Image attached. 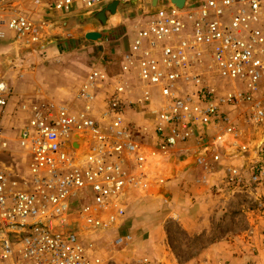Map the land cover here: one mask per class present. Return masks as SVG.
Returning a JSON list of instances; mask_svg holds the SVG:
<instances>
[{
    "label": "built area",
    "instance_id": "1",
    "mask_svg": "<svg viewBox=\"0 0 264 264\" xmlns=\"http://www.w3.org/2000/svg\"><path fill=\"white\" fill-rule=\"evenodd\" d=\"M113 2L131 16L105 35L106 42L130 39L122 76L91 69L75 91L78 106H24L28 119L17 137L0 128L7 154L0 158V264H107L98 242L125 216L127 188H143L150 172L125 119L130 109L152 117L160 152L212 145L215 163L220 153L249 161L250 174L244 163L224 166L227 187L264 182V148L238 141L230 115L246 107L245 122L264 123V102H254L264 85V0H184L182 7L172 0H50L47 11L93 17ZM49 19L19 12L6 27L45 55L61 26ZM58 45L78 41L66 35ZM8 95L0 82V107ZM130 242L128 234L108 239L112 250Z\"/></svg>",
    "mask_w": 264,
    "mask_h": 264
},
{
    "label": "crops",
    "instance_id": "2",
    "mask_svg": "<svg viewBox=\"0 0 264 264\" xmlns=\"http://www.w3.org/2000/svg\"><path fill=\"white\" fill-rule=\"evenodd\" d=\"M19 9H21L19 0H2L0 82H4L9 89L6 106L0 107V117L3 115L2 124L10 123L8 118L5 120L7 115H16L18 120H15V127L19 126L20 129L28 119V113L22 111V107L47 100L59 102L62 97L66 98L62 93L67 90L68 71L74 65L83 70L80 84L86 74L95 68L105 69L110 77L122 76V53L127 50L130 39L116 43L106 42L105 35L109 34V30L129 22L131 16L123 7L117 10L115 15L107 16V24L104 27L94 19V16L92 18L97 22V26L94 27L86 25L87 19L84 15L48 11L33 17L41 20L50 16L49 20L55 24V21H60L61 26L53 31L56 43L47 49L45 55L15 40L14 34L8 31L6 22L15 17V13L28 15ZM77 20L79 24L76 23ZM88 32H100L102 39L96 43L87 41L85 34ZM66 35L77 40L78 45L68 49L58 48V44L65 40ZM80 49L86 51L83 53L84 58L74 59L72 54ZM62 65L63 69H60L61 73L57 76L56 68ZM125 80H128L130 86L136 87L132 79ZM132 97L135 99L136 94ZM125 119L132 125L133 131L139 134L137 140L149 156L150 172L148 182L143 188H127L122 200L125 216L119 224L109 230L110 233L108 231L103 233L98 242L103 257L107 258L110 254L111 259L119 260L114 261V264H125L128 260L139 264H200L198 251L196 253L192 250L189 263H185L181 261L175 246L179 249L177 244L189 243L194 249L193 244H198L203 238L202 235L208 233L211 228L224 225L227 221L229 218L227 213L231 212V193L224 183V166L239 163V157L235 158V155L228 157L220 153L221 161L215 163L212 161V155L217 153V147L212 145L203 147L192 142L164 154L159 151L156 137L150 128L152 123L150 115L140 108H134L126 112ZM0 128L7 137L14 138L6 129ZM249 143L246 144L250 145ZM14 146L15 144H12V147ZM207 148L212 150L207 152L205 158L197 160L192 167L187 165L190 155ZM1 157L7 159V154L0 152ZM170 158H173L172 166L169 165ZM160 189L169 194V199H164L158 193ZM124 234L131 236V242L122 248L112 250L108 244L109 236L112 238ZM221 243L224 244L223 249L217 250ZM230 243V237L227 235L218 241L215 240L206 248L203 258L210 260L217 257L223 259L232 257L224 249ZM240 257L241 255L238 256ZM205 264L210 263L207 261Z\"/></svg>",
    "mask_w": 264,
    "mask_h": 264
},
{
    "label": "rangeland",
    "instance_id": "3",
    "mask_svg": "<svg viewBox=\"0 0 264 264\" xmlns=\"http://www.w3.org/2000/svg\"><path fill=\"white\" fill-rule=\"evenodd\" d=\"M49 1L50 0H19V8H21L19 11L23 10L24 13H28L31 17H38L40 14L48 12L47 7ZM85 17L87 19V26H97V22L91 16L85 15ZM76 23L79 24L78 20ZM84 52L86 51L81 49L76 50L72 56L74 59L82 60L84 58ZM68 63L71 64L70 62ZM61 68L63 69V65L62 67L56 68L57 76L61 73ZM68 72L69 81L67 90L62 93V96L64 95L66 98L62 99V97L58 103L76 107L78 105L74 100V94L83 78V70L74 65ZM59 97H57V99H59ZM158 101H160V99L156 96V92H154V104ZM254 102H264V85L260 88ZM245 108L246 107L232 109L230 113L236 126L238 141L243 144L250 142V145H246H248L251 150L257 147L264 148V123L257 124L252 119L250 122H245L243 118ZM2 118L3 115L0 117V127L6 129L7 133H10L12 137H17L21 129H19V126L15 127V120H18V117L16 115H7L5 120H7L6 118L10 120L8 125L2 124ZM239 160L240 162L237 164L244 163L242 157H240ZM248 162L243 164L245 165V170L251 168ZM250 173L251 169L247 174ZM227 188L228 192L231 193V212L227 213L229 218L224 225L221 224V226L211 228L208 233L202 235V240L198 244H193L194 249H192L189 243L177 244L179 249L175 246V250H178L181 261L189 263V256H191V252L194 250L196 253L198 251L200 254V264H205L207 261L210 264H264V182L256 187H250L249 184H247L242 187L229 186ZM110 231L108 232L110 233ZM225 235L230 237L231 243L227 244L224 249H226V253H228L229 256L232 255V257H227L226 259L217 257L211 258L210 260L203 258V253L206 251V248L211 245L212 242L214 243L215 240H220V238ZM223 245L224 244L221 243L219 247H217V250H222ZM239 255H241L240 258H238ZM106 260L107 264H114V261H119L115 260V258L111 259L110 254L107 256ZM121 262L122 260L120 259V263ZM125 264L139 263L132 260L130 262L128 260Z\"/></svg>",
    "mask_w": 264,
    "mask_h": 264
},
{
    "label": "water",
    "instance_id": "4",
    "mask_svg": "<svg viewBox=\"0 0 264 264\" xmlns=\"http://www.w3.org/2000/svg\"><path fill=\"white\" fill-rule=\"evenodd\" d=\"M156 2V0H154V3ZM184 0H172V3H175L178 7H182ZM117 5L118 2H113L111 4H109L106 8H104L103 10L97 12L94 15V19L96 21H98L101 26H105L107 24V16L108 15H115V13L117 12ZM101 33L100 32H88L85 34V39L87 41L90 42H98L101 39ZM77 138V136H76ZM79 141L77 143H75L73 145V147L76 150H79L80 148V142H81V138H77ZM212 148H207L206 150H200L198 152H195L194 154L190 155L188 160H187V165L189 167H192L195 165V163L197 162V160H199L200 158H205L207 156V152L211 151ZM173 158H170L169 161V165L172 166V161ZM158 193L164 198V199H169V194L167 192H165L164 189H160L158 191Z\"/></svg>",
    "mask_w": 264,
    "mask_h": 264
},
{
    "label": "bare ground",
    "instance_id": "5",
    "mask_svg": "<svg viewBox=\"0 0 264 264\" xmlns=\"http://www.w3.org/2000/svg\"><path fill=\"white\" fill-rule=\"evenodd\" d=\"M151 161V160H150ZM157 168V167H156ZM154 170V169H153Z\"/></svg>",
    "mask_w": 264,
    "mask_h": 264
}]
</instances>
